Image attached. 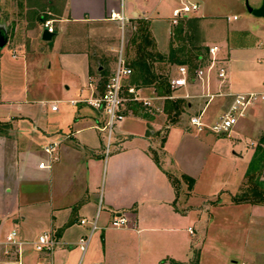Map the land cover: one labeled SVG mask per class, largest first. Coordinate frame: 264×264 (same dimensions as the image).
Instances as JSON below:
<instances>
[{"label":"crops","instance_id":"0c3cea01","mask_svg":"<svg viewBox=\"0 0 264 264\" xmlns=\"http://www.w3.org/2000/svg\"><path fill=\"white\" fill-rule=\"evenodd\" d=\"M62 2L50 17L58 22L51 40L42 38L44 24L32 49L10 46L4 52L8 41L0 52V121L8 126L0 129V238L12 228L27 240L51 230L61 245L38 251L29 244L21 257L0 252V264H188L195 247L193 239L180 232H195L193 222L198 219L191 216L196 206L190 199L202 163L207 159L251 162L259 156L258 147H264V101L251 105L229 133L200 131L191 124L194 115L208 123L217 120L232 104L233 93L264 92V17L243 9L250 3L258 7L263 0ZM183 3H198L199 8L174 24L172 12ZM114 12L125 16L124 24L112 16ZM143 22L154 43L146 47L151 70L140 73L132 62L138 58ZM112 24L106 45L90 44L91 34L100 30L108 35ZM95 25L103 27L84 31ZM122 38L123 46L135 50L123 55L133 67L125 79V94L129 96L128 87L136 86L152 104L126 102V117L116 125L107 155L106 130L101 128L106 113L71 100L104 89L116 69ZM215 45L219 46L217 67L208 73L210 78L206 74L201 79L196 72L200 67L208 72L209 49ZM199 50L202 55L196 58ZM181 65L189 69L188 83L174 88L171 79ZM220 67L226 69L224 79L218 76ZM167 75L170 94H160L155 84L139 83ZM168 99L184 103L176 122L166 110ZM53 140L60 141L59 158L51 168L40 167L48 160L44 146ZM249 167L242 169L237 192ZM235 205L245 210L260 204ZM224 206H212L211 211L231 208ZM98 213L99 228L83 252L77 243L89 233L90 223L81 220L91 221ZM120 214L128 218L127 225L113 226L114 216ZM241 227L247 236L246 245L239 248L242 261L264 264V220L252 218L249 225L241 222ZM234 256L227 264L239 263Z\"/></svg>","mask_w":264,"mask_h":264},{"label":"rangeland","instance_id":"374dc122","mask_svg":"<svg viewBox=\"0 0 264 264\" xmlns=\"http://www.w3.org/2000/svg\"><path fill=\"white\" fill-rule=\"evenodd\" d=\"M62 3V0H0V8L3 16L2 25L9 34L10 43H8L3 51L7 52L10 46L20 49L19 47L21 45L27 50L32 49L34 43L40 41V31L43 29L47 20H52L54 31H56V28H58L57 19H52L50 17L54 16L53 10ZM249 5H251V3ZM243 9L246 13L249 12L248 6H245ZM42 18H45V21H42ZM242 19L244 18L242 17L241 20ZM101 27L103 26H86L84 31L89 33L91 29H100ZM107 29L108 35L100 30H97L95 35L91 34L94 42H92V40L90 44L95 47L106 45L109 42L107 36H112L114 25L112 24V26ZM121 30L123 32V28H121ZM79 38L82 39L83 35L79 36ZM130 48L131 50H129ZM121 50L124 56H127L129 52L135 54L133 47L123 46V38L117 45L118 57ZM171 71L173 75L176 74L177 66L175 65ZM2 126V121H0V129ZM104 134L106 148L108 132L106 131ZM227 139L230 140L232 138L229 136ZM251 162L207 159V161L202 163L204 168L195 186V193L190 199L196 206L195 208H191V216H196L198 219L193 222L195 232L189 233L185 229H182L180 232L181 234L187 233L191 239H193L192 243L195 248L191 249V256L189 257L191 259H188V264H227V259L230 255H236L237 257H234L239 260L238 264H244L240 256L241 252L239 248L246 245L247 236L246 232L241 227V222L249 225L252 218L264 220V187L258 184V181H264V157L261 162L247 173L242 188L237 192L236 184L241 182L240 174L242 169H246L248 165H251ZM11 164H13V162L8 163V166ZM68 169H70V167H68ZM224 188L230 189L232 192H235V194L226 192L223 190ZM236 194L241 196L245 194L251 200H257L246 201L247 203L256 202L260 205L257 207L254 206V208L253 206H246L245 210L239 208L240 206L235 205L237 203L233 200ZM185 202L186 201L182 200V203ZM230 204L234 205L230 206ZM216 205H227L224 207L230 206L231 208L218 209L213 213L211 208ZM201 215H203L202 217H204V219L199 221ZM238 221L240 222L238 223ZM252 223L253 222H251V224ZM209 237H211L210 240L207 239ZM245 261L246 264L254 263L253 259H245Z\"/></svg>","mask_w":264,"mask_h":264},{"label":"built area","instance_id":"2783aa9c","mask_svg":"<svg viewBox=\"0 0 264 264\" xmlns=\"http://www.w3.org/2000/svg\"><path fill=\"white\" fill-rule=\"evenodd\" d=\"M198 3H183L181 6L176 7L172 12V22L178 24L180 19L186 14L194 9H198ZM114 18H119L124 24L125 16L119 13H113ZM45 26H48L51 32L54 31L52 25V20H47ZM219 50V46L215 45L210 47L209 52L211 58L207 66L208 72L206 73V67L198 68L196 74L201 79H204L205 75L215 67H217V57L216 53ZM133 73V68L129 66L126 59L123 56V51L119 55L116 69L109 76L104 84V89L101 92L91 95L90 97L84 99H72L71 103L76 104L79 101L87 102L89 105L95 109L103 110L106 113L107 119L103 127V130L108 132V145L106 147V154L110 152L109 144L113 135V131L116 125L123 121L126 117V102L129 100L142 101L145 105H151V99L142 97L136 86L128 87L127 91L129 96L125 94V79ZM189 69L185 65L179 67V74L171 79V84L174 88L184 87L188 83ZM218 76L222 79L226 77V69L220 67L218 70ZM208 78H210L208 76ZM233 102L230 107L215 121L208 123L204 121L201 115H194L191 117V124L198 130H210L214 133L224 134L229 133L235 124L238 122L239 118L244 116L249 107L254 105L259 101H264V92L262 91H249V92H236L233 93ZM58 102L56 101L52 104V107L56 109L58 107ZM69 136V135H66ZM60 145L59 140L50 141L44 146L45 153L48 155L47 162L42 161L40 167L51 168L53 163L57 161L58 154L57 150ZM98 216L89 221L86 218L81 220L82 223H90V231L85 236H82L78 241V245L83 252H86L94 232L99 228ZM128 218L124 215H115L112 220V225L116 227H121L127 225ZM33 245L38 251H52L59 245H61V240L56 236V234L51 231L42 232L37 239L27 240L21 237L17 228H12L4 238H0V252L8 254H17L21 257L24 247L26 245Z\"/></svg>","mask_w":264,"mask_h":264},{"label":"trees","instance_id":"16d2710c","mask_svg":"<svg viewBox=\"0 0 264 264\" xmlns=\"http://www.w3.org/2000/svg\"><path fill=\"white\" fill-rule=\"evenodd\" d=\"M3 24V16L1 13V8H0V25ZM141 32L138 34V40H140L138 44V58L134 62H132V66L134 69H137L138 72L141 73V71L151 70V67L146 63V58L148 55V51L146 47L148 45H151L154 43L152 39V35L149 31L148 25L143 22L142 27H141ZM182 51V50H181ZM196 58H198L200 55H202L201 51L199 50L196 52ZM177 62H184L180 61L177 59ZM132 67V68H133ZM192 67H197V64L194 63ZM140 84H155L157 91L160 94H170L171 89H170V76H161L159 80L157 81H148V80H143L142 82H139ZM183 106L184 103L181 100H172L168 99L167 104H166V110L169 113V116L171 117L173 122H176L179 119L180 114L183 112ZM2 128L8 127L7 123L2 122ZM256 155H259L258 158H255L252 162L251 165L248 169V172H250L259 162L263 160L264 157V147L260 146L258 147V150L256 151ZM263 156V157H262ZM191 182L193 183V179H190ZM191 183V185H192ZM258 184H261L264 187V181H258ZM261 192V191H258ZM258 194V193H257ZM252 197V196H251ZM233 200L235 203H241V202H246V201H257V200H251L248 196L244 195H239L236 194L233 197Z\"/></svg>","mask_w":264,"mask_h":264},{"label":"water","instance_id":"95a60500","mask_svg":"<svg viewBox=\"0 0 264 264\" xmlns=\"http://www.w3.org/2000/svg\"><path fill=\"white\" fill-rule=\"evenodd\" d=\"M248 9L254 15L259 17H264V0L262 4L258 7H252L251 5H248ZM54 35L55 32H51L48 26H46L43 31L42 38L44 40H51ZM8 41H9V36L7 30L3 25H0V52L7 45Z\"/></svg>","mask_w":264,"mask_h":264}]
</instances>
